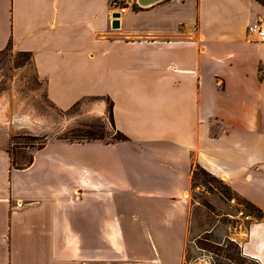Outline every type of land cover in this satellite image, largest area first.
Returning <instances> with one entry per match:
<instances>
[{"label": "crops", "instance_id": "obj_1", "mask_svg": "<svg viewBox=\"0 0 264 264\" xmlns=\"http://www.w3.org/2000/svg\"><path fill=\"white\" fill-rule=\"evenodd\" d=\"M136 1L0 0V52L29 53L60 107L108 101L125 136L50 141L21 168L0 146V264H183L193 165L264 212V39L246 34L264 5ZM240 247L264 264V220Z\"/></svg>", "mask_w": 264, "mask_h": 264}, {"label": "rangeland", "instance_id": "obj_2", "mask_svg": "<svg viewBox=\"0 0 264 264\" xmlns=\"http://www.w3.org/2000/svg\"><path fill=\"white\" fill-rule=\"evenodd\" d=\"M91 131L94 136H81ZM117 137L108 101L88 96L60 107L47 96L29 53L10 47L0 53V146L8 151L11 166H24L34 150L50 141L108 142ZM185 197L190 208L183 264H260L243 255L240 244L248 226L264 220L263 211L250 208L248 199L196 165ZM140 241L137 256L150 252L149 244ZM252 244L260 253L258 240Z\"/></svg>", "mask_w": 264, "mask_h": 264}, {"label": "built area", "instance_id": "obj_3", "mask_svg": "<svg viewBox=\"0 0 264 264\" xmlns=\"http://www.w3.org/2000/svg\"><path fill=\"white\" fill-rule=\"evenodd\" d=\"M109 6L115 8L116 10L123 11L128 6H136V0H108ZM247 36H254L257 40L264 39V28L262 27L260 21H254L250 23L246 28Z\"/></svg>", "mask_w": 264, "mask_h": 264}, {"label": "trees", "instance_id": "obj_4", "mask_svg": "<svg viewBox=\"0 0 264 264\" xmlns=\"http://www.w3.org/2000/svg\"><path fill=\"white\" fill-rule=\"evenodd\" d=\"M257 1H259L261 4H263L264 5V0H257ZM7 48H9V46H7ZM6 48V49H7ZM2 52V51H1ZM0 52V53H1ZM110 118H111V122H112V125H113V120H112V113H111V109H110ZM113 128H114V125H113ZM117 133H118V137L117 138H115L116 140H118V139H125V136L123 135V134H121L120 132H118V131H116ZM97 133V132H96ZM95 135V132H93V131H91V132H86V134H81V136H86V137H89V136H94ZM87 139H89V138H87ZM85 141H93V140H85ZM76 142H82V141H80V140H77ZM44 145V144H43ZM42 145V146H43ZM42 146H40V147H42ZM40 147H38V148H40ZM29 162V161H28ZM28 162H27V164H28ZM12 164V163H11ZM26 165V164H25ZM24 165V166H25ZM24 166H17L16 168H21V167H24ZM198 168H200L201 170H203V171H206V170H204L203 168H201L200 166H198V165H196ZM207 172V171H206ZM207 173H209V172H207ZM210 174V173H209ZM247 201V200H246ZM247 204H248V206L250 207V208H253V209H255L256 211H258L260 214H262L263 215V213H262V211L258 208V207H256L255 205H253L251 202H249V201H247L246 202ZM217 249H219L218 247H217Z\"/></svg>", "mask_w": 264, "mask_h": 264}, {"label": "water", "instance_id": "obj_5", "mask_svg": "<svg viewBox=\"0 0 264 264\" xmlns=\"http://www.w3.org/2000/svg\"><path fill=\"white\" fill-rule=\"evenodd\" d=\"M118 16H119V13L118 12H113L112 13V17L113 18H117ZM111 24H112L113 27H116L117 21L114 19V20H112V23Z\"/></svg>", "mask_w": 264, "mask_h": 264}, {"label": "bare ground", "instance_id": "obj_6", "mask_svg": "<svg viewBox=\"0 0 264 264\" xmlns=\"http://www.w3.org/2000/svg\"><path fill=\"white\" fill-rule=\"evenodd\" d=\"M2 123V122H1Z\"/></svg>", "mask_w": 264, "mask_h": 264}]
</instances>
